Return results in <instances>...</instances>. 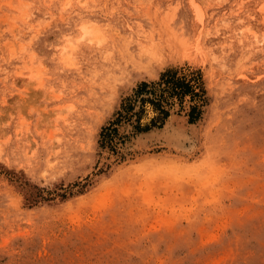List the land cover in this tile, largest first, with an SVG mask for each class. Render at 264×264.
<instances>
[{
  "label": "rangeland",
  "instance_id": "1",
  "mask_svg": "<svg viewBox=\"0 0 264 264\" xmlns=\"http://www.w3.org/2000/svg\"><path fill=\"white\" fill-rule=\"evenodd\" d=\"M0 264H264V0H0Z\"/></svg>",
  "mask_w": 264,
  "mask_h": 264
},
{
  "label": "trees",
  "instance_id": "2",
  "mask_svg": "<svg viewBox=\"0 0 264 264\" xmlns=\"http://www.w3.org/2000/svg\"><path fill=\"white\" fill-rule=\"evenodd\" d=\"M186 97H189L191 102L187 112L188 120L194 123L199 119L201 114L200 107L205 102V90L199 77L195 78L193 76L187 79L184 75L178 74L176 70H168L160 75V79L157 82L142 81L135 89L133 96L126 98L121 106V111L118 112L116 121L110 127H106V131L103 133L105 135V143L114 145V143L117 144L119 141L122 142L123 137L119 135L117 128V125L121 122L134 121V129L136 131L161 127L169 115V110L165 106L170 107L173 105L174 100L182 104ZM138 102L140 110L137 111L136 105ZM146 102L154 105L158 112L147 123L143 124L140 112ZM113 125L115 126L113 127Z\"/></svg>",
  "mask_w": 264,
  "mask_h": 264
},
{
  "label": "bare ground",
  "instance_id": "3",
  "mask_svg": "<svg viewBox=\"0 0 264 264\" xmlns=\"http://www.w3.org/2000/svg\"><path fill=\"white\" fill-rule=\"evenodd\" d=\"M81 39V38H80ZM170 123V122H169ZM168 124V123H167Z\"/></svg>",
  "mask_w": 264,
  "mask_h": 264
}]
</instances>
